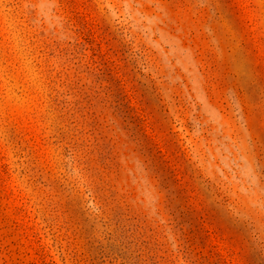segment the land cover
I'll return each instance as SVG.
<instances>
[{
    "label": "rangeland",
    "instance_id": "obj_1",
    "mask_svg": "<svg viewBox=\"0 0 264 264\" xmlns=\"http://www.w3.org/2000/svg\"><path fill=\"white\" fill-rule=\"evenodd\" d=\"M0 264H264V0H0Z\"/></svg>",
    "mask_w": 264,
    "mask_h": 264
}]
</instances>
